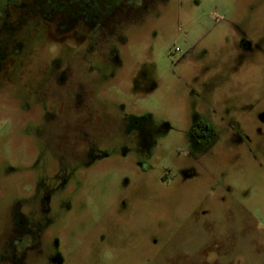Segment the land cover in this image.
Instances as JSON below:
<instances>
[{
    "label": "rangeland",
    "instance_id": "obj_1",
    "mask_svg": "<svg viewBox=\"0 0 264 264\" xmlns=\"http://www.w3.org/2000/svg\"><path fill=\"white\" fill-rule=\"evenodd\" d=\"M126 33L76 74L107 119L103 161L57 163L36 67L0 85V264L13 210L44 230L15 264H264V0H164Z\"/></svg>",
    "mask_w": 264,
    "mask_h": 264
},
{
    "label": "flooded vegetation",
    "instance_id": "obj_2",
    "mask_svg": "<svg viewBox=\"0 0 264 264\" xmlns=\"http://www.w3.org/2000/svg\"><path fill=\"white\" fill-rule=\"evenodd\" d=\"M163 2L0 0V85L12 83L9 76L14 73L22 78L31 67H36L32 71L39 73L42 79L36 80L34 75L32 78L35 79L30 83L37 86L38 108L46 114L58 138L54 146L57 163L61 164L63 160L59 152L66 153L67 148L81 152L91 163L104 160L105 139L97 138L93 144L89 137L105 131L96 128V124L103 127L107 119L100 112V106L95 108L93 105L88 83L76 74L92 69V57L104 60L108 56L116 61L126 40V31L139 25ZM41 43L54 46L52 52L46 54V49L39 48ZM31 93L34 94L33 86ZM68 109L71 112L66 111ZM129 120L124 133L142 131L141 124ZM190 134L199 141L206 134L213 135L214 131L202 120L194 123ZM48 188V192L41 190L40 195L50 196ZM47 201L41 200L45 212L48 211ZM12 215L10 231L13 238L8 242L10 254L7 260L15 264L24 258L27 249L39 246L44 230L42 222L35 223L18 210H13Z\"/></svg>",
    "mask_w": 264,
    "mask_h": 264
}]
</instances>
